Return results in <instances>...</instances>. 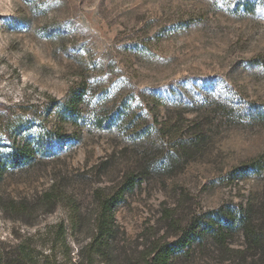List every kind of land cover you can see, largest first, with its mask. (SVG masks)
Returning a JSON list of instances; mask_svg holds the SVG:
<instances>
[{"label":"rangeland","instance_id":"rangeland-1","mask_svg":"<svg viewBox=\"0 0 264 264\" xmlns=\"http://www.w3.org/2000/svg\"><path fill=\"white\" fill-rule=\"evenodd\" d=\"M54 127L48 156L0 180V248L144 264L193 220L252 204L259 245L207 235L170 264H264V0H0V153ZM129 177L112 250L94 254L98 197Z\"/></svg>","mask_w":264,"mask_h":264},{"label":"trees","instance_id":"trees-1","mask_svg":"<svg viewBox=\"0 0 264 264\" xmlns=\"http://www.w3.org/2000/svg\"><path fill=\"white\" fill-rule=\"evenodd\" d=\"M82 101V92L76 91L68 102L60 104L62 106L58 111L59 120L67 122L72 120ZM65 136L67 135L62 127H54L45 129L41 135H38L37 139L33 137L25 141L21 139L11 143L9 149L0 153V180L4 174L30 165L37 156H48L52 146L57 141L63 140ZM251 167L262 168L261 160H254L245 165V170ZM135 185L136 178L129 177L115 192L99 195L96 232L90 243L92 253L104 256L107 251L112 250L113 240L117 232L115 208L122 202L126 192L134 188ZM45 198L50 202L55 200L52 192L46 193ZM256 215L255 208L251 204L248 208L241 207L237 210L221 208L216 212L214 218L202 221L203 225L198 224L199 221L193 220L182 230L177 239L160 243L152 249L144 258L146 259L144 264H170L180 254L190 252L193 244L207 235L215 237L219 243H224L228 237L241 231L251 245L257 246L262 235L259 225L256 223ZM36 258L35 249L23 240L0 248V264H36Z\"/></svg>","mask_w":264,"mask_h":264}]
</instances>
